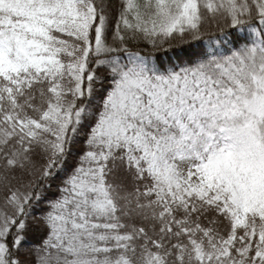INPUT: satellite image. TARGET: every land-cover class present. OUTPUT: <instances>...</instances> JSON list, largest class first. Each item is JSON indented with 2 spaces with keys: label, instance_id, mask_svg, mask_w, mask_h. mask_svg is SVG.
I'll return each mask as SVG.
<instances>
[{
  "label": "snow or ice",
  "instance_id": "snow-or-ice-1",
  "mask_svg": "<svg viewBox=\"0 0 264 264\" xmlns=\"http://www.w3.org/2000/svg\"><path fill=\"white\" fill-rule=\"evenodd\" d=\"M0 264H264V0H0Z\"/></svg>",
  "mask_w": 264,
  "mask_h": 264
}]
</instances>
